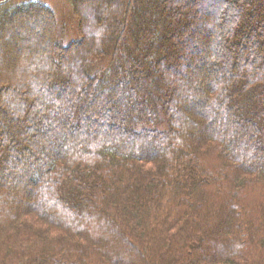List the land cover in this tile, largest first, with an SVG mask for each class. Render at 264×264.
<instances>
[{
    "label": "trees",
    "instance_id": "16d2710c",
    "mask_svg": "<svg viewBox=\"0 0 264 264\" xmlns=\"http://www.w3.org/2000/svg\"><path fill=\"white\" fill-rule=\"evenodd\" d=\"M68 1L0 3V264H264V0Z\"/></svg>",
    "mask_w": 264,
    "mask_h": 264
},
{
    "label": "rangeland",
    "instance_id": "374dc122",
    "mask_svg": "<svg viewBox=\"0 0 264 264\" xmlns=\"http://www.w3.org/2000/svg\"><path fill=\"white\" fill-rule=\"evenodd\" d=\"M5 1H11L6 6V9L9 8L8 10L12 8V5H17L20 3H27V2L37 3V4L45 5L51 8V10L55 14L57 25H58L57 32H56V41L62 46L67 47L73 42L79 41L81 39L78 21L73 14L72 6L68 0H0V3L5 2ZM118 1L119 0H93L94 6L85 8V11L86 13H89V14L92 13V15L93 14L96 15V18L106 20L107 23H110V22L112 23L113 19L116 18V15L119 14L118 5L114 4V3H118ZM129 9L130 10L132 9L133 11V7H129L128 10ZM103 10H106V12H103ZM3 12H0V16H2ZM201 16H202L201 17L202 21L205 22L207 18L204 15H201ZM36 25L38 27L34 28L33 20H31L28 23L27 21L22 19V20H17L10 27V29L6 28L7 30H5L2 36L0 37L1 39L0 40V60L2 62L1 69L2 68L8 69V67H11L15 70L16 67L20 65L21 67H24L22 66V63H24L23 62L24 57L21 55L24 54L25 52L23 53V50L21 48H28L30 49V51L28 52L29 55L34 54L33 56L36 55L37 57L42 58L41 56H43V54H39L38 50H35V48L30 44V40L28 39V37L25 36V34H27L26 31H32L33 34L36 36V38L37 37L41 39L46 38L45 31H44L46 29L45 24L42 25L41 22H36ZM41 26L44 27L42 31H41ZM98 26L99 24L97 25L95 24V27H98ZM47 30H48V26H47ZM198 97L200 98L201 95L198 94ZM195 110H196L197 115L198 113L200 114V112H198L197 109ZM199 111L203 112L201 108ZM197 115L191 118L193 125L188 126L187 127L188 130H192L194 132L198 129L196 127V123L199 122V120L197 119L198 118ZM201 117L203 116L201 115ZM181 126L183 130L185 131L186 129L185 125L181 124ZM248 134L249 132L245 135L247 136ZM242 136L244 138V135ZM248 157L250 158L251 156H248L245 154L244 159H248ZM32 185L34 184L32 183ZM51 212L52 213L48 212L46 214H48L49 217L55 218V220H57L59 218L58 214L56 213L57 211L52 210Z\"/></svg>",
    "mask_w": 264,
    "mask_h": 264
},
{
    "label": "bare ground",
    "instance_id": "6f19581e",
    "mask_svg": "<svg viewBox=\"0 0 264 264\" xmlns=\"http://www.w3.org/2000/svg\"><path fill=\"white\" fill-rule=\"evenodd\" d=\"M3 32H4V28H2V29L0 30V37L2 36Z\"/></svg>",
    "mask_w": 264,
    "mask_h": 264
}]
</instances>
